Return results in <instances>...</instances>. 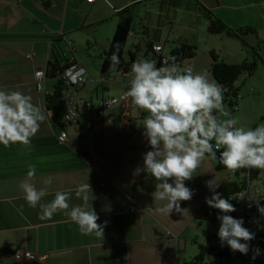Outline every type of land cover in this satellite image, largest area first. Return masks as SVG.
<instances>
[{
  "label": "crops",
  "instance_id": "0c3cea01",
  "mask_svg": "<svg viewBox=\"0 0 264 264\" xmlns=\"http://www.w3.org/2000/svg\"><path fill=\"white\" fill-rule=\"evenodd\" d=\"M110 4L105 0H94L91 4L88 0H0V87L34 94L48 115L30 145H0V264H178L174 255L188 243L181 240V231L188 228L186 225L191 224V218L203 214L204 198L211 194L205 181L215 175L221 184L230 176L223 177L216 162L206 156L195 170L193 179L186 181L195 193L191 200L182 202V213L165 215L155 212L154 209L165 202L154 200V185L145 180L143 173L134 175V169L142 163L141 154L148 150L141 135L142 129L137 127L136 122L142 119L137 108L130 106L128 115L118 104L106 109L90 128L92 133L85 141L84 137L77 135L81 126L71 125L73 134L70 135L68 129H59L51 120L45 97L46 91L52 87L45 92L38 91L34 72L46 68L53 59L55 42L65 41L72 52H76L72 39L80 40L78 36L86 31L93 35L103 24L110 33L105 32L102 47L96 44L105 61L121 19L118 12L124 8H129L133 23L128 40L135 33L142 32L148 45L145 55L141 56L136 43L139 41H133L130 48L126 43L125 52H134L138 58L150 56L149 44L162 43L165 49L167 38H172L175 43L183 37L194 44L188 35L180 32L183 27L193 28L195 24L186 10L198 6L239 29L256 26L253 21H245L243 15L251 7L264 14V0H172L165 5L161 0H110ZM156 8L159 19L154 23ZM162 10L166 12L164 21ZM193 32L189 30V35ZM221 35V41L228 43L225 39L228 36ZM86 42L88 49H96L88 35ZM30 48L33 53L31 56L26 54V57L31 61L26 62L27 65L20 63V53ZM70 59H76L88 70L76 53ZM193 60L194 71L210 75L212 61L203 63L196 54ZM117 71L119 77L110 70L104 72L110 74L109 78H98L88 70V81L97 83V88L106 81L114 83L123 87L115 90L121 94L126 89L125 77L122 71ZM93 93L85 98L74 91L75 101L85 99L97 104L100 99L110 97L98 95L96 102ZM63 133L67 136L65 140L60 139ZM29 165H35L37 173L31 178L26 175ZM49 176L52 184L44 185L43 181ZM25 179L37 188L47 187L49 194L43 198L45 201L51 200L58 190H74L80 183H89L92 187L90 200L100 217L98 223L108 221L104 234L99 237L84 235L62 213L41 221L37 215L39 208L29 207L23 199L20 184ZM80 202L73 195L71 203ZM183 216L187 218L185 222L181 219ZM251 225L247 226L250 230ZM207 228L210 229L211 225ZM17 250L31 251L33 257L14 259L11 254Z\"/></svg>",
  "mask_w": 264,
  "mask_h": 264
},
{
  "label": "clouds",
  "instance_id": "9594fccd",
  "mask_svg": "<svg viewBox=\"0 0 264 264\" xmlns=\"http://www.w3.org/2000/svg\"><path fill=\"white\" fill-rule=\"evenodd\" d=\"M105 2L111 6L110 0ZM88 3H94V0H88ZM153 48L160 52L159 45H153ZM120 60L117 48L111 55L110 64V70L116 77L120 75L117 71ZM34 79L37 90L45 92L44 70H36ZM226 91L223 85L202 72L194 71L193 67H181L175 55L163 56L160 66L150 56L138 57L132 62L121 99L127 101L130 98L132 106L145 113L136 123L142 129L141 135L148 150L141 154L142 163L134 169V175L143 173L145 180L152 181L154 185V200L165 202L156 207L155 212L165 215L182 213V202L191 200L195 193L186 181L193 179L195 170L206 156L218 159L231 172L238 169L264 172V123L247 128L239 126L237 118L231 117L224 103ZM221 113L230 118L219 119ZM45 119V113L34 103L30 93L0 87V145H30ZM36 174L35 165H29L27 177ZM52 182L51 176L43 181L44 185ZM205 185L211 193L205 196V203L218 210L220 245L227 246L233 253L239 251L248 255L251 252L252 261L264 255V249L252 245L256 233L245 226L244 218L230 214L236 211L231 202L234 197H226L217 191L220 183L215 175L207 179ZM20 188L28 206L39 208L37 215L41 221L62 213L69 222L78 226L82 234L97 237L104 234L108 221L98 223L100 217L90 200L92 187L89 183H80L74 190H58L48 201L43 199L49 194L47 187L37 188L25 179ZM73 195L81 202L72 204ZM248 200L249 207L251 202H255L264 215L261 199Z\"/></svg>",
  "mask_w": 264,
  "mask_h": 264
},
{
  "label": "rangeland",
  "instance_id": "374dc122",
  "mask_svg": "<svg viewBox=\"0 0 264 264\" xmlns=\"http://www.w3.org/2000/svg\"><path fill=\"white\" fill-rule=\"evenodd\" d=\"M171 1L172 0H161V4L165 5ZM158 11H159L158 8L154 10V19H153L154 23L157 22V20L159 19ZM257 12L258 10H254V8L251 7L249 8V10H247V13L243 15L245 21L248 22L253 21V23L256 25L254 26L256 33L244 34L242 35V38L231 37L226 33H210L208 31L209 21H208L207 11L198 8V6H196V9H193L191 11L186 10V13H188V15H191L195 20L194 27L191 28L189 26L187 27L185 26L182 29H180L181 34L184 35L186 33L190 37L191 42L196 45V56H198L199 60L203 63L212 61V57H211L212 50H214L219 55L220 59L225 58L228 61H231V62L227 61L228 63H240L244 60H248L249 62H252L256 60L257 66L255 70L252 73H249L247 71L243 72L241 75H239L236 81V85L239 87L240 97L238 98L237 109L233 111V117L237 118L239 126H243L245 128L255 127L258 124L264 123V14L263 12H258V13ZM165 14H166L165 10H162L161 11L162 20L164 19ZM156 26L157 24L154 25L153 30L156 29ZM98 27L99 30H97L93 35L90 34V32L86 31L84 35L78 36V39H80L78 40L79 42L70 38L74 41L73 44L77 47L76 52H72L71 47L65 41H57L56 44L53 45V52H56L58 56L64 58H66V56L71 58L72 55L76 53L77 58L88 68V70L93 75H95L98 78H100L101 76H105L106 78H109L110 74L105 75L104 72L102 71L104 59L101 54L102 51H100L98 48L99 46L102 47L103 45V41L105 39V32L110 33V30L106 27V24H103L101 25V27L100 26ZM186 30H190L194 32L189 35V31H187L188 32L187 33ZM141 33L142 32L138 34L135 33L133 36H130L127 42V47L130 48L131 43L133 41H139L136 43L140 47L138 53L139 55L142 56L145 55L146 51L148 50L147 47L148 45L147 42L144 41L145 37L142 36ZM221 34L228 36L225 37L228 43H225V41H221L220 39L222 38ZM87 35L90 37L92 41H94L91 43L96 46L95 50L93 48L88 49V44L86 42ZM172 41H173L172 38L169 39L167 38L165 41V50L168 52L174 47V43ZM244 41L246 43H244ZM96 43H98L99 46H97ZM255 50L260 55H257L255 53ZM25 51H29V53ZM25 51L23 54L20 53V57L18 58V60L20 63H24L27 65L26 62H30L31 59H28L26 57V54L32 55L33 49L30 48ZM126 55L127 57L130 56L128 51L126 52ZM149 55L152 57V52H150ZM209 74L210 75H207L209 79L216 80L211 73ZM53 82L54 79H46L45 89L51 88ZM108 85H109L108 88H104L107 87ZM118 88L123 89V87L115 86L114 83L108 81H106L104 85L101 84L97 88V83L95 82L93 83L92 81H87L84 88L78 87V89L75 90V92H77L78 95L80 96H84L85 98H88L91 92H94L93 98L94 101H96L98 95L111 97L112 95L120 94L119 92L115 91ZM31 95L33 96L34 103L38 104L41 107L42 111L45 113L47 118L48 115L46 113V110L43 108V105L41 104L42 102H40L39 99H37V97L34 94ZM227 111L230 113L228 107H227ZM218 118L227 119L230 117H225L221 113L218 115ZM71 128L72 126H69L67 128L68 133L70 135L73 134ZM91 133H92V129L84 125L82 120L81 128H79V132L77 133V135L79 134L81 137H84L83 139L85 141H88L87 136L91 135ZM213 161L216 162L215 160ZM220 173L223 174V177L226 176L228 177L230 175L229 177L232 179L237 178L235 172H231L228 169H223L220 171ZM245 195L246 198H249V196L255 199L264 198V172L261 171L260 178L252 181L250 185V189L249 191L247 190L245 191ZM256 213H258V215L262 219H264V215H262L259 211H257ZM181 219L183 222H185L187 218L183 216V218L181 217ZM190 223L191 224L186 225V227L188 226V228L183 229L181 231V240L183 241L186 240L188 243H187V247L181 248V251H179L178 254L174 255L175 259L176 260L178 259V262L176 261L175 263L185 264L187 261H190L191 259L194 258V256L199 252V248H200L199 244L201 242H204L203 239L205 238V235L203 234V230L205 228L209 227L210 225L215 226L216 234L219 228V221L217 220V218L213 222H210L209 220H205L202 225L200 224L199 217H197L196 219L191 218ZM254 225L255 224L251 225V227ZM207 260L215 261L216 258L208 256ZM238 261H240L239 258H236L234 260V262H238Z\"/></svg>",
  "mask_w": 264,
  "mask_h": 264
},
{
  "label": "trees",
  "instance_id": "16d2710c",
  "mask_svg": "<svg viewBox=\"0 0 264 264\" xmlns=\"http://www.w3.org/2000/svg\"><path fill=\"white\" fill-rule=\"evenodd\" d=\"M128 12L129 8H124L118 12L121 19L113 35L110 48L107 51V58L105 59L102 66L103 72L110 71L111 55L117 50V48H119V55L121 58L120 64L117 66L118 69L130 71L132 62L137 59L134 52L128 51L130 55L129 57H127L125 52L126 43L133 25L132 17L128 14ZM208 21V31L210 33H226L231 37L240 38H242V35L244 34L256 33V30L252 26H246L239 29L232 28L211 11H208ZM244 43L246 42L244 41ZM55 44L56 42L54 45ZM255 53L260 55L256 50ZM195 54L196 45L187 42L183 37L177 39L174 43V47L170 50V55H175L178 62H182L187 57H194ZM211 57L212 62L210 66V73L214 76L217 82L223 85L227 90L224 94L225 105L228 107L237 105L238 98L240 97L239 87L236 85L237 78L245 71L252 73L257 66L256 60L252 62L244 60L240 63H228L226 60L220 59L219 55L214 50L211 51ZM76 62V59L64 58L58 56L56 52H53V59L48 62L47 67L45 68L46 78L54 79V82L52 83V89L46 94L45 103L48 111L50 112L51 120L61 130H65L73 124L71 120L66 118L68 102L64 97V93L66 89L69 88V85L67 83V79L65 78V69ZM130 106L132 108H136L132 106L131 99ZM137 110L139 117L143 118L145 113H143L138 108ZM81 124L82 120L78 122V126L80 127ZM217 155H219V153H217ZM215 161L219 170L226 169L219 163L218 159ZM248 170L250 171V175L248 177L242 176L243 173ZM235 174L237 176L236 179H232L230 177L225 179L222 181L220 188L217 189V191H220L222 195L226 197L230 195L234 196L237 192L247 189L249 180L253 181L259 179L261 170L238 169L235 171ZM231 202L236 207L240 205L238 199L235 197L231 200ZM260 204H264V199L260 201ZM202 211L203 214L197 216L200 218L201 225L205 220L213 222L216 219V213L218 210L211 209L206 204ZM231 215L236 217L235 212H232ZM254 224L255 225L252 228H259V231L256 232V239L251 241V243L254 246L259 245L261 249H264V219ZM203 234L205 235L207 241L201 242L199 244V252L194 256L193 259L187 261L185 264H234V260L236 258L240 259V261H238L236 264L248 263L245 255L241 254L239 251L233 253L229 251L227 246H221L216 231H211L209 228H205L203 230ZM208 256L215 257L216 260L209 261L207 260ZM257 264H264V260L259 261Z\"/></svg>",
  "mask_w": 264,
  "mask_h": 264
},
{
  "label": "built area",
  "instance_id": "2783aa9c",
  "mask_svg": "<svg viewBox=\"0 0 264 264\" xmlns=\"http://www.w3.org/2000/svg\"><path fill=\"white\" fill-rule=\"evenodd\" d=\"M153 45H159L160 46V52L154 51ZM151 52H152V58L157 61V66H160V62L162 60V57L165 55H170V53L165 52L164 45L162 43H152L151 44ZM31 56L30 54H28ZM181 67H184L185 65L191 66L194 69V60L193 57H187L182 62H178ZM43 69L45 72L46 77V69ZM84 69L83 72L80 70ZM118 69V68H117ZM122 71V74L124 75V83L127 87V81L129 79V73L130 71H125L123 69H119ZM65 78L67 79V83L69 85V88L66 89L64 93V97L68 102V111L66 113V118L71 120L74 125L78 126V122L83 120V124L86 125L88 128H92L94 124H96L102 115H104L105 110L108 108H111L114 104H118L121 106V108L125 111V114L128 115V110L130 108V98L127 101H124L121 99L123 92L118 96H112L108 98H103L98 101L97 104H94L91 100H81V101H75L76 94H74V91L77 90L78 87H82L89 79L88 76V70L80 65L79 63H73L68 68L65 69ZM92 80H94V77H91ZM49 90L46 91L48 93ZM228 107V106H227ZM230 110V114L237 109V105H233L232 107H228ZM72 124V125H73ZM66 134L63 133L60 135L61 140L66 139ZM250 171H246L243 173L242 176H249ZM252 181L249 180L247 189H244L240 192H237L233 197L238 199L240 205L236 207V217H243L245 220L246 227L249 224H254L262 220V218L258 215V213H254L258 210V207L255 202H251V207H249L250 201L248 200L251 198H246L245 191H249L250 185ZM262 200V199H261ZM260 200V201H261ZM231 214V213H230ZM211 231H215V227L211 225L210 228ZM253 232H258L259 228H252ZM204 241H207L206 238ZM251 252L248 255H245V258L247 259V264H257L259 261L264 260V255H261L257 257L255 261H252L250 259ZM11 257L17 260H25L30 259L33 257V254L31 251H21L17 250L16 252H13L11 254Z\"/></svg>",
  "mask_w": 264,
  "mask_h": 264
},
{
  "label": "water",
  "instance_id": "95a60500",
  "mask_svg": "<svg viewBox=\"0 0 264 264\" xmlns=\"http://www.w3.org/2000/svg\"><path fill=\"white\" fill-rule=\"evenodd\" d=\"M189 31V30H186V32ZM184 36H187V34L185 33Z\"/></svg>",
  "mask_w": 264,
  "mask_h": 264
}]
</instances>
